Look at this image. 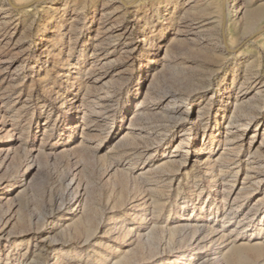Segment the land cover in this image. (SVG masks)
<instances>
[{"label":"rangeland","instance_id":"1","mask_svg":"<svg viewBox=\"0 0 264 264\" xmlns=\"http://www.w3.org/2000/svg\"><path fill=\"white\" fill-rule=\"evenodd\" d=\"M1 116L0 264H264V0H0Z\"/></svg>","mask_w":264,"mask_h":264},{"label":"bare ground","instance_id":"2","mask_svg":"<svg viewBox=\"0 0 264 264\" xmlns=\"http://www.w3.org/2000/svg\"><path fill=\"white\" fill-rule=\"evenodd\" d=\"M251 18H252V17H251ZM253 18H254V17H253ZM185 27H187V26H185ZM85 116H86V115H85ZM0 118H1V121H3V120L5 119L4 116H1ZM204 162H207V159H206ZM186 227L188 228L189 226L187 225ZM198 232H200V227H199V228H198V227L196 228L195 234L198 233Z\"/></svg>","mask_w":264,"mask_h":264}]
</instances>
